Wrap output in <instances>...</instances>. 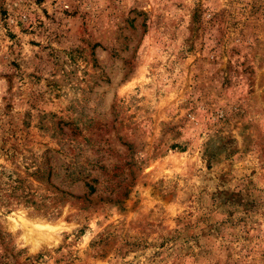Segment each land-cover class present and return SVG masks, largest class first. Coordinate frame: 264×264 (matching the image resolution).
<instances>
[{
	"label": "rangeland",
	"instance_id": "rangeland-1",
	"mask_svg": "<svg viewBox=\"0 0 264 264\" xmlns=\"http://www.w3.org/2000/svg\"><path fill=\"white\" fill-rule=\"evenodd\" d=\"M0 264H264V0H0Z\"/></svg>",
	"mask_w": 264,
	"mask_h": 264
}]
</instances>
